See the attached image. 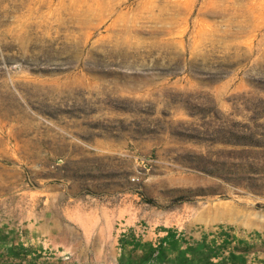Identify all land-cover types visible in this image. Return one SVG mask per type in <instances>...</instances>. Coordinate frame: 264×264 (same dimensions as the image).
Returning <instances> with one entry per match:
<instances>
[{
    "label": "rangeland",
    "instance_id": "rangeland-1",
    "mask_svg": "<svg viewBox=\"0 0 264 264\" xmlns=\"http://www.w3.org/2000/svg\"><path fill=\"white\" fill-rule=\"evenodd\" d=\"M167 228L264 264V0H0V264H146Z\"/></svg>",
    "mask_w": 264,
    "mask_h": 264
},
{
    "label": "trees",
    "instance_id": "trees-1",
    "mask_svg": "<svg viewBox=\"0 0 264 264\" xmlns=\"http://www.w3.org/2000/svg\"><path fill=\"white\" fill-rule=\"evenodd\" d=\"M168 235L170 236H165L162 239V242H160V245L153 247V249L151 250L148 258H147V262L146 264H183L182 262H176L173 260H167L165 258V256L163 255L164 251H163V244L167 241L171 239V236L173 237L175 234L172 232L171 229H168ZM214 242H216L215 246H211L209 252L207 253V260L209 262V264H224L225 260L227 259L226 256L223 257L224 255V251L225 250H229L230 254L229 257L232 259H241L243 260V264H247L246 263V254L248 252H251L254 245L249 243V242H245V240H242V243L236 244V245H232V239L227 237L223 240V243L219 244V246H217V239H214ZM193 247H189L186 248L184 250H182V254L183 255H187V251L188 250H192ZM213 258H218L219 260H213ZM234 264H238L237 262H235Z\"/></svg>",
    "mask_w": 264,
    "mask_h": 264
}]
</instances>
